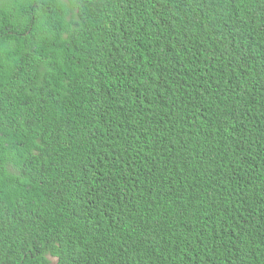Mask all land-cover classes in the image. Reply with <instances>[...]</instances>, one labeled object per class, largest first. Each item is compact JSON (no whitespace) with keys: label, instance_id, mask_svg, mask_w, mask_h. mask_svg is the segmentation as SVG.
<instances>
[{"label":"trees","instance_id":"1","mask_svg":"<svg viewBox=\"0 0 264 264\" xmlns=\"http://www.w3.org/2000/svg\"><path fill=\"white\" fill-rule=\"evenodd\" d=\"M107 1L0 0V127L34 156L21 174L1 139L0 264H264V0H118L129 26L98 47L87 26ZM151 10L174 40L144 66ZM26 55L63 71L44 108L17 103ZM75 80L103 83L92 109Z\"/></svg>","mask_w":264,"mask_h":264},{"label":"clouds","instance_id":"2","mask_svg":"<svg viewBox=\"0 0 264 264\" xmlns=\"http://www.w3.org/2000/svg\"><path fill=\"white\" fill-rule=\"evenodd\" d=\"M151 13V28L147 41H145L143 36L135 31V42L132 46L133 57L139 56L144 66L146 61L145 54L149 48L156 53L157 58L161 63L167 57L174 40V35L170 32L169 24L165 18L152 10ZM126 26H129V23L126 19L125 6L118 0H111L104 4L102 9L99 11V15L90 25L87 26V28H90L95 33V46L104 47L105 41L108 37L111 38L118 28ZM167 38L170 42L169 47L165 45V39ZM97 55V53L91 55L92 60L95 59ZM86 66L87 65L80 66L79 70L84 69ZM20 67L24 68L29 79V84L27 90L17 97V103L25 96L32 100L36 105L44 108V99L47 97L49 89L62 78L59 76V73H63V71L58 65L47 62L42 55L39 59H34L26 55ZM65 72L66 74H70L73 70L67 66ZM0 85L7 93L8 87L4 77L0 80ZM260 86L264 87V74L262 73ZM102 87L103 83H92L89 88L85 90L81 84L75 80L73 96H83L88 102L87 107L92 109L90 95L95 94V96L100 99ZM233 100L243 106L245 111L253 119L260 120L262 118V113L259 107L255 106L251 102L238 96L233 97ZM5 101L10 105H16L15 102L7 98ZM5 133H8L13 140L15 149L21 158V174L27 170L34 157L33 153L26 148L22 142V131L17 132L11 128L0 127V162L2 164V170L0 173V192H4L7 188L13 189L14 186L13 167L4 161L2 152L1 139L4 138ZM10 226L12 227L11 224ZM48 258L51 260L52 264H57L59 259L57 256L52 255H48Z\"/></svg>","mask_w":264,"mask_h":264}]
</instances>
